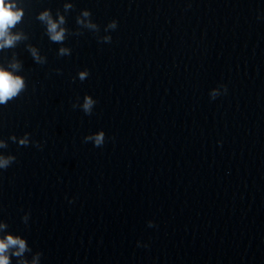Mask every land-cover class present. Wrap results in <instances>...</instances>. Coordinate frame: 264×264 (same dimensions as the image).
Returning a JSON list of instances; mask_svg holds the SVG:
<instances>
[{"label": "clouds", "instance_id": "obj_1", "mask_svg": "<svg viewBox=\"0 0 264 264\" xmlns=\"http://www.w3.org/2000/svg\"><path fill=\"white\" fill-rule=\"evenodd\" d=\"M22 0H0V52H5L9 49L16 48L20 43L29 39L28 35L17 29V26L22 23L25 9L21 6ZM74 5L70 2H65L63 5L64 12L56 11L55 17L51 9H44L39 12L36 19L45 26V33L49 40L53 43L60 44L58 56H70L71 48L63 46L69 35H82V32H70L66 27V13L73 9ZM76 24L82 29H87L97 34L98 40L102 43H111V35L99 36L100 26L92 19V13L88 9H84L76 17ZM118 27L116 20L110 21L104 28V32L114 31ZM28 52L37 64H45L47 58L40 54L37 47L27 44ZM23 70L22 61L16 54L13 53L11 59H8L5 64H0V106H7L10 101L18 98L27 89V81L23 75L19 73ZM59 72V70H57ZM78 79L84 81L90 75L87 69L78 72ZM227 86L219 85L213 88L209 95L211 99H216L222 94H227ZM97 101L91 95H85L82 103L77 102L72 104L73 109L79 108L85 115H92L93 109ZM8 140L17 143L18 146L27 147L30 144L37 149H42V145L38 141H32L30 134L25 133L23 136L17 137L12 135ZM8 140L0 138V149L8 148ZM84 143L91 142L95 147H102L106 142V134L103 130L89 134L83 138ZM16 162V156L9 153L0 152V171H5ZM72 203L73 201H69ZM25 225L28 224L30 213H25L21 218ZM149 227H154L152 221L148 222ZM9 225L4 220H0V264H12L15 258L16 264H40L42 253L33 252L29 246L27 239L19 234H13L8 231ZM31 254V258L28 255Z\"/></svg>", "mask_w": 264, "mask_h": 264}]
</instances>
